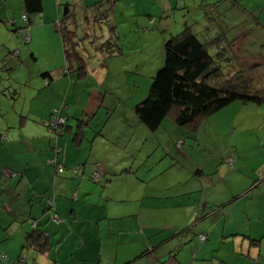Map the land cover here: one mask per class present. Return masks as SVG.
I'll return each instance as SVG.
<instances>
[{
	"label": "crops",
	"instance_id": "1",
	"mask_svg": "<svg viewBox=\"0 0 264 264\" xmlns=\"http://www.w3.org/2000/svg\"><path fill=\"white\" fill-rule=\"evenodd\" d=\"M36 30L37 28L29 32V35L31 33L33 36ZM22 33L25 34L24 28ZM30 43H33V40L28 44ZM110 68L108 62L106 67L99 65V68L93 69L91 73L84 66L83 70L76 73L77 78H72L71 73L69 74L71 77L69 91L63 100L65 103H71L68 106V113L66 112L69 137L64 135L61 141L60 161L67 168L83 165L82 171L79 169L78 173H75L76 170L74 172L77 176L81 174L77 179L72 173V176L66 173L59 174L54 166L46 164V159L52 156L51 146L39 148L36 144V141L49 139L47 122L61 102V95L57 93L55 84L58 80L65 83L68 81L62 79L65 76L61 64L49 70L54 77L49 78L50 85L46 86L44 81V85L40 87L46 97L55 96L57 99V102L54 100L51 102L53 104L50 105L47 117L44 115L45 112L39 117L42 124L38 121L29 124L32 111L30 110L21 120L20 129L24 131L23 134L20 130L8 127L5 142L4 136L0 135V144L3 145L0 154H4V150L9 151L13 142L20 137L27 141L24 144L26 147L33 148L35 155L33 159L19 161L17 151V158L13 162H0V241L7 238L9 240L2 247V252L5 250L6 256L8 252L18 261L24 257L21 255L23 250L15 248L14 237L7 234L21 231L22 236H18L20 237L18 245H24L25 248L29 246L28 234L35 231L36 235H40L42 244L44 242L48 244L44 252L35 246H29L28 255L34 259L35 264H57L60 262L61 251L66 246L68 250L71 248L69 254L79 248L76 257L81 260V264H87L86 260L90 261L87 259V253L99 245L102 246L101 232L108 223L107 236L111 237V232L118 234L117 255L109 264H132L140 259H147L149 264H194L197 257L204 261L211 257L217 264H236L239 258L242 260L240 264H264V181L254 185L257 172L264 171V163L251 165V162L246 160V153L238 151L235 155L239 162L238 171L229 172V177L222 175L223 179L216 181L212 177L218 175L217 168L220 172L222 168L220 162L213 168L215 172H210L213 161L209 165L208 160L203 164L195 163L189 149L185 148L188 146L193 150L196 144L185 140L179 148L177 142L180 137L177 133H170L164 141L165 150L170 153L162 155V160L166 163H155L149 167L144 156L152 132L140 122L133 127L128 116V110L131 108L134 110L141 102L140 99L133 105L126 103L127 101L121 97L113 96L109 100L106 93L105 95L101 93L105 86L100 84L101 80H107L112 75ZM74 81L77 83L74 84ZM80 83L85 84L82 92L73 93L70 99L72 87H81ZM0 117L3 115L0 114ZM23 128L28 129V133ZM44 135H47L46 139ZM10 137L13 139L6 143ZM176 139L177 142H173ZM172 151L175 153L178 151L182 156L178 157L172 154ZM13 163L18 166L17 169H22L24 173L22 177L18 176ZM95 164L100 165L104 175L101 181H94L92 186L89 181L92 180L91 174ZM228 164L230 166L229 162ZM2 166L5 168L1 169ZM32 167L34 168L31 169ZM6 171L11 175L8 176ZM34 171L37 172L35 175ZM214 173L216 175L212 176ZM227 178H236L235 183L231 181L232 187L229 189L234 190L230 193L231 199H228L227 195L224 196V190L228 187L225 181ZM13 188L17 192L15 198L6 192L7 189ZM53 188L58 193L55 211L64 219L62 224L50 223L45 203L39 198L51 193ZM168 188L170 194H167ZM206 188L209 190L205 191ZM210 192L220 197L219 205L222 206L220 210L209 203L210 198L217 200L208 196ZM75 193L76 201L71 199ZM7 201L25 207L28 210L27 220L14 209L7 210L5 207ZM147 202L148 207L145 208ZM50 210L47 212H51ZM217 215L219 217L213 226L205 221L209 216L217 218ZM166 218L168 224H162ZM194 218L195 222L203 223L199 231L189 227L190 225L181 226L184 224L183 220H186L188 225ZM72 219L75 220L74 223L68 224ZM146 219L149 222L154 220L156 225L146 222ZM24 221L31 224L33 229L30 230V226ZM165 229L170 231L169 235L168 232L163 234L162 231ZM125 230H135L138 233L124 235ZM201 234L207 235V241L201 242ZM155 236H158V239H155ZM126 244L131 246L129 250L128 247L124 249V255L120 258V247ZM157 245L159 246L156 247ZM151 249L153 253L140 257L144 251ZM215 255L217 259L214 258Z\"/></svg>",
	"mask_w": 264,
	"mask_h": 264
},
{
	"label": "rangeland",
	"instance_id": "2",
	"mask_svg": "<svg viewBox=\"0 0 264 264\" xmlns=\"http://www.w3.org/2000/svg\"><path fill=\"white\" fill-rule=\"evenodd\" d=\"M97 2L99 3L98 5ZM92 5L95 6L92 7ZM43 6L44 11L42 14H27L29 21L26 24L22 18L24 14L22 0H0V114L3 115V117H0V135L4 136L3 142H5V136L9 131L8 127L22 132V129H20L22 117L26 116L30 110L32 111L29 124L35 121L41 122L39 120L41 114L45 112L44 115L47 117L50 105L53 104L51 102L53 100L57 102L55 96L46 97L45 92H42L40 88L44 85L43 72L57 68L61 64L62 70L65 71L66 67L69 66L72 78H77L76 73L80 72V67H83V63L85 69L88 72L90 71V73L93 69L99 68V46L105 39L110 38L111 27H114L116 31V35H114L112 40L116 43L118 42L122 53L109 61L112 75L107 80H101L100 83L105 84L101 93L104 95L106 93L109 100L113 96L115 98L121 97L127 101L126 103H133L134 105V103L138 102V99H140L139 101L147 99L153 78L164 64L165 41L187 29L204 42H210L211 39L221 33H225L229 41L232 40V43L236 40L234 43L235 51L228 52V55L222 57L226 59H221L220 61L223 76L219 80L208 81L209 85L214 86L216 82L222 83V80L226 79V74L230 72L228 77L232 76L235 70H238L241 75L255 71L259 75V81H264V0H43ZM66 16L68 17L67 19ZM71 16H74L73 18H75L77 23V34L80 39L78 47L80 60L78 62L72 58L71 63H68L64 56L61 36L58 30L59 24L63 21L68 22ZM208 16L215 19L209 21ZM26 26H29L30 32L37 28L33 36L30 33V42L33 40V43L30 44H27L25 34L22 33V29L26 28ZM95 36L100 38L96 39ZM210 52L217 57V50H210ZM32 53L34 57L31 55ZM233 64L237 67L234 68L235 70L231 69ZM69 78H71L70 75L65 76L62 79L68 80L66 83L58 80V83L55 84L57 93L59 92L61 95V102L58 103L57 107L59 108L57 117H66L68 106L71 104L63 101L69 91ZM73 83L75 84L77 81ZM80 84L81 87H72L70 99L73 93L82 92V87L85 84ZM254 87L259 89L256 86ZM103 94L101 97H103ZM128 116L133 127L139 124L136 113L132 108L128 110ZM109 126L111 127V123ZM23 129L26 132L29 131L26 128ZM47 130L50 135L49 139L47 141H36V144L39 148L46 145L51 146L52 156L46 159V164L51 159H57L60 165L65 167L60 161L61 153H59L58 148L62 147L60 144L64 139V135H60L59 138L55 132L50 131L48 128ZM68 133L69 128L65 131V137H69ZM170 133H177L178 137H180L178 138L180 142L186 140L189 143L196 144L193 150L188 146H185V148L189 149L192 161L195 163L203 164L208 160L207 164L209 165L213 161L212 168L209 169L210 172H215L213 168L216 167L217 162H220L222 166L220 172H218L217 168L218 175L212 177L216 181L223 179L222 175L223 177H229V172L238 171L239 162L235 157L238 151L242 150L246 153V160L251 162V165L264 163V104H245L240 100L235 101L219 112L203 119L196 129L180 127L176 125L172 117H168L157 132L151 133L152 135L147 141V151L144 157L149 167H152L151 165L155 163H166L165 160H162V155L169 152L165 150L164 141ZM71 136L73 138V135ZM44 137L46 139L47 135H44ZM12 139L10 137L6 143H10ZM174 141L177 142V139ZM26 142L18 137L9 151L4 150L5 153L0 154V162H13L17 158V151H19V161H24L27 158L33 159L35 157L33 148L26 147L24 145ZM38 147L36 148L38 149ZM1 148H3L2 144H0ZM86 153L88 154V152ZM172 154L178 155V157L182 156L178 151L177 153L172 151ZM230 157L231 159L229 160ZM223 161H225V164H223ZM189 162L191 163V160ZM16 164L19 165L17 161ZM16 164L13 163L18 176L22 177L24 173L21 168L17 169L18 166ZM4 168L5 166H2L1 169ZM76 168H80L79 171H82L83 165L72 168L65 167L66 171L64 173L71 176L73 174L77 179L81 174L79 176L75 174L78 173ZM95 170L91 174L92 179H94ZM33 173L35 175L37 172L34 171ZM215 175L214 173L212 176ZM235 180L236 178L225 179L228 187L224 190V196L227 195L228 199L232 197L230 193L234 192V190H229L232 187L231 181L234 182ZM263 181L264 171L257 172L254 185H258ZM89 182L92 186L95 183L93 180ZM168 189L167 194H170V188ZM2 190H4V186H2ZM208 190L207 188L205 189V191ZM6 192L14 198L17 195L15 188L12 190L7 189ZM76 196V193L73 194L71 199L76 201ZM208 196L217 199L210 198L208 201L211 205H215L218 208L217 210H220L222 206L219 205L221 200L218 194L210 192ZM39 198L45 203V209L51 203L53 205L51 212L46 211L50 223L53 224V218L58 217L61 221L59 224H62L64 219L55 211L58 198L55 188L51 190V193L42 195ZM7 202L5 204L7 210L14 209L15 212L24 216V220H27L28 210L25 207L17 206L15 202ZM148 202L145 208L148 207ZM216 217L209 216L205 221L213 226L219 215ZM195 220L196 218L190 221L188 225L186 220H183L182 223L184 224H181V226L185 225L187 227L190 225L189 227L199 231L203 223H197ZM74 221L72 219L68 221V224L74 223ZM26 222L24 221V223ZM146 222L156 225L154 220L149 222L146 219ZM159 224L160 221L157 222V226ZM162 224H168L167 218L164 219ZM26 225L30 226V230L33 229L31 224L26 223ZM142 227L145 228L146 226L142 225ZM108 230L109 225L106 223L101 232L102 246L99 245L96 249L87 253V259L90 260H86L87 264H109L111 260L115 259L118 250V234L110 231L112 233L111 237H113L111 238L107 236ZM162 232L165 235L168 230L165 229ZM124 233V235H135L138 232L125 230ZM169 233L170 231L168 235ZM7 235L14 237L15 248L23 250L20 253L28 260V264H35L34 259L28 255L30 247L25 246L23 248L24 245H18L20 239L18 236H22L21 231L11 232ZM7 239L0 241V255L5 254V250L2 252V247L8 243L9 240ZM155 239H158V236H155ZM130 246L131 244H126L120 247V258L124 255V249L128 247L129 250ZM70 249L68 250L66 246L61 251L60 262L57 264H81V260L76 257L79 253V248L73 251L72 254H69ZM222 252L223 250H221ZM54 255L56 256V253ZM54 255L53 258L56 259L57 256L55 257ZM7 256H10L7 263L0 261V264L15 263L16 260L8 252ZM106 258H110V260H106ZM214 258L217 259L218 257L215 255ZM241 261L240 258L237 259L236 264H240ZM132 264H149V261L140 259ZM194 264H217V261H214L211 257L207 261L197 257Z\"/></svg>",
	"mask_w": 264,
	"mask_h": 264
},
{
	"label": "trees",
	"instance_id": "3",
	"mask_svg": "<svg viewBox=\"0 0 264 264\" xmlns=\"http://www.w3.org/2000/svg\"><path fill=\"white\" fill-rule=\"evenodd\" d=\"M22 1L24 9L23 15L27 17V22L24 23L28 24L29 17L27 14L33 15L43 13V0ZM99 3L97 2V5ZM93 6L95 5H92V7ZM86 7L89 8L87 5ZM208 14L213 16L211 13ZM67 16L66 19L68 18ZM210 16H208L209 21L215 19ZM73 17L74 16H71L68 22H61L58 30L61 36L64 56L68 63H71L72 58L78 62L80 60L78 55L80 39L77 34V23ZM115 32V28L111 27L110 38L105 39L99 46V65L102 67H106L111 59L120 56L122 53L118 42L116 43L112 40L114 35H116ZM99 38L100 37H97L96 39ZM117 38L119 39V37ZM235 41L236 40L232 43V40L229 41L225 33H221L218 34L217 37L211 39L210 42H204L189 29L166 40L164 45V64L153 78V83L147 99L138 103L134 108L140 124L148 131L155 133L163 126L164 121L168 119V117H172L176 125L184 128L196 129L203 119L219 112L235 101L240 100L245 104H264V81H259V75L255 73V71L241 75L238 70L234 69L237 67L233 64L231 69L235 71L232 73V76L228 77L230 73L228 72L225 76L226 79H223L222 83L216 82L214 86L208 84V81L219 80L223 76L220 61L221 59H226L222 57L228 55V52L231 53L233 50L235 51ZM28 43L29 42H27V44ZM210 50H217V57L213 56ZM31 55L34 57V54ZM83 68L84 63L83 67H80V70H83ZM70 69L71 68L67 66V71L63 70L65 76L71 73ZM42 77L44 78L46 86L50 85V79H54L52 73L49 71L43 72ZM254 86L259 89H255ZM58 110L59 108L53 111L50 120L47 122L48 128L50 131L55 132L57 137L65 135V131L68 128L65 124L58 131L49 126V122H51L54 117V112L56 113ZM179 142L178 140V147ZM181 147L182 145L179 148ZM58 148L60 149V147ZM55 162H57V164H55ZM48 165L54 166L59 174H64L66 171L65 167L60 165L57 159H51L48 161ZM59 168L63 169V171L60 172ZM94 168L97 170L93 175L99 172L101 175L98 180H92L99 182L103 178L104 171H101V167L100 165L98 166V164H95ZM79 169L80 168H76V170ZM49 210L50 206L47 207L46 211ZM27 239L30 247L35 246L41 252L46 251L48 244L46 242L42 244L40 235H36L35 231L29 233ZM151 252L153 253V249L146 250L140 257H144ZM0 261L2 260L0 259ZM7 261L8 257L2 262L7 263ZM25 263L27 264V260Z\"/></svg>",
	"mask_w": 264,
	"mask_h": 264
},
{
	"label": "built area",
	"instance_id": "4",
	"mask_svg": "<svg viewBox=\"0 0 264 264\" xmlns=\"http://www.w3.org/2000/svg\"><path fill=\"white\" fill-rule=\"evenodd\" d=\"M23 20H24V22H27V17L25 16V15H23ZM24 32H25V39H26V42H29L30 41V35H29V32H30V28H29V26H26V28L24 29ZM17 54V53H16ZM58 112V111H57ZM57 112L55 113L54 112V114H53V118H52V120H51V122H49V126L50 127H53L54 129H56V130H58L59 131V129L60 128H62L65 124H66V118L65 117H57ZM183 144V142H179V147L181 146ZM60 149H59V153H60ZM52 163V162H51ZM55 164H57V162H55ZM231 164L233 165V162L231 161ZM60 169V168H59ZM60 172H62L63 171V169H60L59 170ZM6 174L8 175V176H10L11 175V173L10 172H8V171H6ZM100 172L99 173H96L95 175H93V177H94V179H99L100 178ZM76 198V197H75ZM77 199V198H76ZM53 208V205H52V203L50 204V209H52ZM53 222H55V223H57V224H59L61 221H60V219L58 218V217H54L53 218ZM34 227H36V223H34ZM200 239H201V241L202 242H205V241H207V239H208V237H207V235L206 234H201L200 235ZM6 258H7V256L5 255V254H1L0 255V259L2 260V261H4V260H6ZM26 262V259L24 258V257H21L17 262H15L14 264H26L25 263Z\"/></svg>",
	"mask_w": 264,
	"mask_h": 264
},
{
	"label": "bare ground",
	"instance_id": "5",
	"mask_svg": "<svg viewBox=\"0 0 264 264\" xmlns=\"http://www.w3.org/2000/svg\"><path fill=\"white\" fill-rule=\"evenodd\" d=\"M59 133V132H58Z\"/></svg>",
	"mask_w": 264,
	"mask_h": 264
}]
</instances>
